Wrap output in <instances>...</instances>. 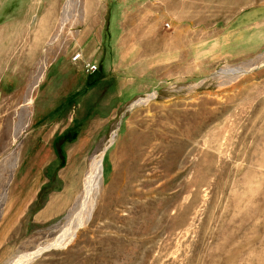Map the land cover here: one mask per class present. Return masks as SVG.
I'll use <instances>...</instances> for the list:
<instances>
[{
    "label": "rangeland",
    "instance_id": "1",
    "mask_svg": "<svg viewBox=\"0 0 264 264\" xmlns=\"http://www.w3.org/2000/svg\"><path fill=\"white\" fill-rule=\"evenodd\" d=\"M37 249L264 264V0H0V264Z\"/></svg>",
    "mask_w": 264,
    "mask_h": 264
},
{
    "label": "bare ground",
    "instance_id": "2",
    "mask_svg": "<svg viewBox=\"0 0 264 264\" xmlns=\"http://www.w3.org/2000/svg\"><path fill=\"white\" fill-rule=\"evenodd\" d=\"M221 74L230 75V76L231 75L232 76L241 75V73L239 71L236 72L234 70L221 72ZM102 175H103V163H102V158H100L99 160L95 161L92 164L91 170H90V172L86 178L85 184L83 186L84 187L85 200L82 203L83 205L81 206V211H83L85 209L86 201L88 199H90L92 195L97 193L99 186H100V183H101ZM81 222H82V219H81ZM81 222L79 223V225H81ZM39 251H40V249H37V250L30 252L28 254H24V255L19 256L14 264H25L26 262H28L29 260H31L32 258L37 256L40 253Z\"/></svg>",
    "mask_w": 264,
    "mask_h": 264
}]
</instances>
